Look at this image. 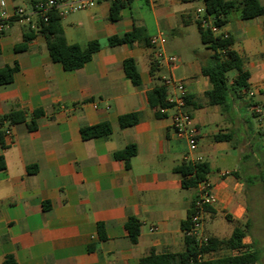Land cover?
Instances as JSON below:
<instances>
[{
    "label": "crops",
    "instance_id": "1",
    "mask_svg": "<svg viewBox=\"0 0 264 264\" xmlns=\"http://www.w3.org/2000/svg\"><path fill=\"white\" fill-rule=\"evenodd\" d=\"M35 1L5 0L0 10H30ZM112 2L97 0L92 8L61 17L68 43L100 44L79 69L66 70L54 61L38 28L12 21L1 34L0 68L17 63L18 70L12 82L0 85V156L6 164L0 170V264L9 255L17 264H140L152 248L183 251L181 224L198 186L182 187L174 168L197 161L210 163L208 179L217 198L208 206L212 211H205L203 234L222 240L236 228L245 232L242 248L218 245L201 259L257 250L256 264H261L259 248L248 245L246 231L255 222L250 207L264 202V15L246 20L233 12L220 28L233 38L250 73L249 88L233 98L226 114L205 97L211 84L201 66L212 51L201 42L196 24L205 8L202 0H132L117 22L108 19ZM136 25L150 37L164 36V56L139 42L110 45L111 36ZM168 55L177 62L170 63ZM128 58L136 61L139 85L125 74ZM231 72L233 83L237 72ZM169 76L183 81L190 96L186 107L197 128L194 150L187 137L173 131L174 108L157 116L148 102V92ZM12 111L24 120L3 119ZM131 112L139 113L140 121L122 128L119 117ZM32 120L34 129L28 126ZM100 122L111 125V134L84 140L80 128ZM220 131L234 136L216 141ZM129 144L137 153L127 167L114 153ZM130 215L141 224L136 243L125 227Z\"/></svg>",
    "mask_w": 264,
    "mask_h": 264
},
{
    "label": "trees",
    "instance_id": "2",
    "mask_svg": "<svg viewBox=\"0 0 264 264\" xmlns=\"http://www.w3.org/2000/svg\"><path fill=\"white\" fill-rule=\"evenodd\" d=\"M132 0H113L109 21L117 22L121 19V11ZM205 5L204 18L211 24L222 28L228 22L230 15L233 12H239L242 19H251L264 15V5L259 0H202ZM61 16L55 11L50 13L49 20L44 23H39L38 31L43 33L47 38L48 50L54 61L61 62L64 69L74 70L84 66L86 62L92 59L93 54L100 49V44L96 40L90 41L85 47L77 43H68L65 38ZM196 24L200 33L201 42L209 48L212 53L209 57L202 61V73L207 76L211 88L205 92V97L210 105H217L223 113L229 114L233 109L234 99L241 98L243 90L249 88L248 79L250 73L243 69V59L238 52L233 48L234 40L228 35L227 37L221 34H215L209 26H202V20L196 19ZM1 37V34H0ZM29 38L26 37L25 40ZM151 37L148 35L144 26L136 25L130 32L122 36L113 35L109 38L111 46L128 44L133 46L135 42L142 43L145 46H152L150 43ZM25 48V44L18 46L16 49ZM124 71L128 79L134 85L141 83V76L135 59L128 58L124 61ZM18 70V64L6 65L0 68V85L7 84L13 81L14 73ZM236 71L237 75L230 83L228 73ZM168 88L161 84L155 86L148 92V102L155 109L157 116H163L161 109L169 108L170 104L167 101ZM186 103H190V96L185 98ZM194 107L200 104H194ZM42 111H36L37 116ZM3 119L10 122H19L24 120V116L19 111H12ZM140 121L139 113L131 112L123 114L119 117V124L122 128L137 124ZM29 128L34 129L37 124L34 120L29 123ZM253 126V125H252ZM251 126V127H252ZM253 129V127H252ZM82 138L89 140L94 137H107L111 134L112 128L108 122H100L94 125H84L80 128ZM234 134L232 132L220 131L214 135L216 141H230ZM137 153V146L129 144L124 149L116 151L114 157L125 161L126 166H130V159ZM5 159L0 156V170L5 169ZM175 172L180 174L182 187L194 188L200 182L208 178L211 170L208 161H197L195 163L184 162L174 168ZM196 198V197H195ZM192 202L188 218L182 222V228L186 232L191 225V215L193 213L194 200ZM206 210L212 209L206 206ZM125 227L129 233L132 243L138 241L141 224L137 217L130 215L125 223ZM100 231L102 225L99 224ZM245 232L239 228L234 229L228 239L219 240L217 238H208L206 244L200 245L198 240L191 235L185 234V249L181 252L163 251L158 252L152 248L149 253L140 259V264H256L259 253L257 250L251 252H242L237 255H230L216 259H200L204 253L210 252L218 247L225 245L231 249H240L244 245L242 240ZM3 264H17L12 255H9L3 261Z\"/></svg>",
    "mask_w": 264,
    "mask_h": 264
},
{
    "label": "built area",
    "instance_id": "3",
    "mask_svg": "<svg viewBox=\"0 0 264 264\" xmlns=\"http://www.w3.org/2000/svg\"><path fill=\"white\" fill-rule=\"evenodd\" d=\"M97 3V0H37L33 3L30 10L24 7H15L11 12L0 10V34L5 33L12 21H18L28 24L32 28H38L39 23H46L49 20V15L53 11L57 12L59 16H64L68 13L92 8ZM2 7L6 6L5 0H0ZM199 13L203 15L200 17L202 26H209L213 33L221 34L220 28L211 24L203 16L205 8L199 9ZM227 37V33H223ZM152 46L158 49V55L164 56L163 45L165 38L162 34L154 35L150 39ZM167 59L170 63L177 62L174 55H168ZM163 84L171 90L167 101L171 108H174L172 128L176 135L187 137L190 148L194 150L197 146V128L193 122V118L186 107L187 88L183 81L175 80L172 77H164ZM169 107V108H170ZM167 108L161 109L164 112ZM228 173V172H227ZM217 202L215 194L212 192V185L209 179L203 180L198 185V194L194 200L193 213L191 215L190 228L185 234L194 236L200 245L206 244L208 238L203 234V220L206 211V206H212ZM200 259L202 256H199Z\"/></svg>",
    "mask_w": 264,
    "mask_h": 264
},
{
    "label": "rangeland",
    "instance_id": "4",
    "mask_svg": "<svg viewBox=\"0 0 264 264\" xmlns=\"http://www.w3.org/2000/svg\"><path fill=\"white\" fill-rule=\"evenodd\" d=\"M197 45H201L200 42ZM232 72H229L231 75ZM231 77V76H230ZM254 126L256 123H253ZM254 137L251 136V141L253 143ZM227 166L230 164L227 162L225 163ZM250 214L251 217L255 219L254 224L251 225L249 229H247V241L248 245L253 246L255 249L259 248V252L261 255V264H264V202L259 208H255L254 206L250 207ZM206 237V235H204Z\"/></svg>",
    "mask_w": 264,
    "mask_h": 264
}]
</instances>
